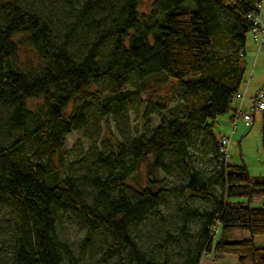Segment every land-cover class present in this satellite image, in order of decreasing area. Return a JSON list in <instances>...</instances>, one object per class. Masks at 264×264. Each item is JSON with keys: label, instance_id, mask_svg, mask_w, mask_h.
I'll use <instances>...</instances> for the list:
<instances>
[{"label": "trees", "instance_id": "1", "mask_svg": "<svg viewBox=\"0 0 264 264\" xmlns=\"http://www.w3.org/2000/svg\"><path fill=\"white\" fill-rule=\"evenodd\" d=\"M35 1L0 0V104L8 108L0 115V200L12 219L9 255L1 245L0 264H64L65 256L81 264L58 231L69 211L89 227L82 254L101 232L104 258L117 257L116 264H168L143 249L136 232L147 220H164L161 206L170 193L211 205L186 213L200 228L190 233L181 225L192 240L185 264H200L212 250L237 255V264H264V247L256 243L264 236V203L253 205L264 198V177L229 165L216 133L217 118L232 112L233 121L237 109L253 29L247 13L259 0H154L149 12L140 10L144 0H60L61 22L35 9ZM217 42L231 47L217 51ZM103 83L109 89L100 110L107 119L152 92L148 110L160 122L108 150L93 148L85 172L73 176L64 169L66 136L85 129L86 101ZM205 135L214 137L211 177L192 152L195 137ZM149 158L142 183L137 178ZM160 173H176L180 187L161 185ZM128 181L137 182L132 193L124 189ZM235 229L251 236L214 241L220 230Z\"/></svg>", "mask_w": 264, "mask_h": 264}, {"label": "rangeland", "instance_id": "2", "mask_svg": "<svg viewBox=\"0 0 264 264\" xmlns=\"http://www.w3.org/2000/svg\"><path fill=\"white\" fill-rule=\"evenodd\" d=\"M21 4H26L24 0H19ZM154 0H144L140 10L149 12ZM33 7L39 9L44 14L50 16L55 22H61L64 19L63 6L60 0H36ZM217 42L216 50L227 52L231 46H224ZM258 43L253 38L252 31L247 33L246 49L255 48L254 52H247L248 69L245 81L241 88L244 89L246 81L250 78L249 87L255 85L257 89L264 83V46L258 53ZM22 59L30 61L31 54L23 52ZM252 74V77H250ZM261 82V84H259ZM101 92H95L92 97L86 101V108L89 112V122L85 129H75L66 136L67 144L64 149V169L68 174L80 176L86 170L85 160L92 158L93 148L98 150H108L116 139L130 138L138 133H145L160 122L159 113L149 112L150 99H155L152 92H145L141 99H138L135 107L130 109L125 115L116 118L107 119L102 115L100 108L103 104V96L108 93L109 84L103 83L99 87ZM256 89V90H257ZM255 90V91H256ZM254 91V92H255ZM243 92V91H242ZM253 92V93H254ZM165 99H167L165 97ZM238 99L234 100V107L237 106ZM8 112V108L0 104V115ZM232 112L221 115L217 118L216 133L221 140L223 137H231L228 150L227 162L231 166L245 165L252 178L264 177V122L262 113H256V119L253 126L248 127L240 121L237 129L232 135L233 123L231 120ZM214 137L210 135L196 136L192 146V152L195 154L198 166L207 177L213 176L217 172V161L213 154ZM149 158L142 165V176L138 181L145 183L148 177ZM142 177V179H141ZM159 179H163L161 185L167 188H179L181 180L176 173L169 176L160 173ZM137 184V182H136ZM134 181H128L124 189L132 193L136 190ZM217 194L221 193L219 184H213ZM86 189L91 197V186ZM264 198H256L253 205H261ZM210 202L207 199L191 196L189 193L174 194L170 193L167 202L161 206L164 220L152 218L142 224L136 232L137 240L145 250L152 251L161 261L166 259L168 264H185V253L189 243L181 235V228L184 222L187 223L190 233H194L200 228V223L187 217V211L193 209H209ZM63 222L59 227L61 238L68 243L73 253L77 257H82L81 264H116L117 257L110 259L104 258V252L107 247L103 233H98L93 238L91 245L82 254L84 240L89 233V227L86 222L73 211L67 212L62 217ZM12 219L9 216L7 207L0 200V246L3 245V254L9 255V229ZM214 232V230H213ZM180 234V235H179ZM175 236V237H174ZM250 232L245 229L231 230L223 234L221 230L216 233L214 241L221 238L226 240H241L249 238ZM257 245L263 246L264 236L256 237ZM162 245V247H161ZM238 257L234 254H218L213 250L205 252L201 258L200 264H237ZM63 263L69 264L68 258L63 257Z\"/></svg>", "mask_w": 264, "mask_h": 264}, {"label": "built area", "instance_id": "3", "mask_svg": "<svg viewBox=\"0 0 264 264\" xmlns=\"http://www.w3.org/2000/svg\"><path fill=\"white\" fill-rule=\"evenodd\" d=\"M247 18L252 22L253 29L252 33L255 41L258 43L257 52L259 53L264 46V0H259L252 4L251 10L247 13ZM244 55V52H241V56ZM250 78L246 81V88L244 92H241L239 95L240 105L237 107L234 116H233V127L232 132L237 129V123L243 121L246 126L251 127L255 123L256 113L264 112V85L257 89L252 96L249 98V103L251 108L249 110H244L242 103L247 98V87L249 86ZM230 142V137H223L221 139L222 153L226 156L229 154L228 146ZM216 232V229L214 230Z\"/></svg>", "mask_w": 264, "mask_h": 264}, {"label": "crops", "instance_id": "4", "mask_svg": "<svg viewBox=\"0 0 264 264\" xmlns=\"http://www.w3.org/2000/svg\"><path fill=\"white\" fill-rule=\"evenodd\" d=\"M253 38H254V36H253ZM255 40V39H254ZM246 47H247V42H246ZM255 51V48H251V49H246L245 48V53H246V58H247V52H254ZM250 77H252V74H251V76ZM259 84H261V82L259 83ZM262 86L264 85V83L262 82V84H261ZM249 87V86H248ZM248 87H247V98H246V100L242 103V107H243V109L244 110H249L250 108H251V105H250V103H249V98L252 96V94H253V92L257 89V87H255V85H253V86H250V88L248 89ZM246 88V87H245ZM245 88L244 89H242L241 88V92L243 91L244 92V90H245ZM259 88H261V86L259 87ZM258 88V89H259ZM239 105H240V100L238 99V101H237V106H236V108L237 107H239ZM231 120H232V118H231ZM240 122V121H239ZM238 122V123H239ZM243 122V121H242ZM238 123H237V125H238ZM244 123V122H243ZM246 125V124H245ZM233 133L234 132H232V135H233ZM230 139H231V137H230ZM257 241V240H256ZM257 243V242H256ZM259 245V244H258ZM262 247H264V244H263V246Z\"/></svg>", "mask_w": 264, "mask_h": 264}]
</instances>
